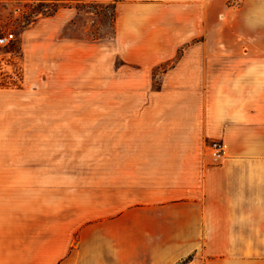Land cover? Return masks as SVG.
<instances>
[{
    "label": "rangeland",
    "instance_id": "1",
    "mask_svg": "<svg viewBox=\"0 0 264 264\" xmlns=\"http://www.w3.org/2000/svg\"><path fill=\"white\" fill-rule=\"evenodd\" d=\"M115 2H64L29 24L32 0H0V36L16 38L0 48V264H58L81 244L96 246L111 189L133 162L155 158L170 124L163 115L187 96L165 74L185 52H202L207 34L218 38L225 13L216 6L205 33L178 24L176 46L154 52L139 45L167 38L160 18L188 16V0L167 11L118 0L114 23ZM257 37L243 31L239 51L255 52Z\"/></svg>",
    "mask_w": 264,
    "mask_h": 264
},
{
    "label": "crops",
    "instance_id": "2",
    "mask_svg": "<svg viewBox=\"0 0 264 264\" xmlns=\"http://www.w3.org/2000/svg\"><path fill=\"white\" fill-rule=\"evenodd\" d=\"M155 1L167 11L183 0ZM228 1L188 0V16L160 18L167 38L139 45L166 52L178 24L205 33L210 13L224 9L218 38L207 34L202 52H185L165 74L187 96L163 115L170 124L155 158L133 162L111 189L96 246L81 244L58 264H178L189 256L188 264H264V0ZM243 31L260 36L249 42L255 52L239 51ZM214 139L228 144L221 161L205 150Z\"/></svg>",
    "mask_w": 264,
    "mask_h": 264
},
{
    "label": "trees",
    "instance_id": "3",
    "mask_svg": "<svg viewBox=\"0 0 264 264\" xmlns=\"http://www.w3.org/2000/svg\"><path fill=\"white\" fill-rule=\"evenodd\" d=\"M35 4L33 11L26 14L29 24L37 22L40 15L45 17H53L59 11V8L64 5V2H83L84 0H32ZM117 3L118 0L112 5L113 14L112 21L115 23L117 18ZM192 258L185 259L181 264H188Z\"/></svg>",
    "mask_w": 264,
    "mask_h": 264
},
{
    "label": "built area",
    "instance_id": "4",
    "mask_svg": "<svg viewBox=\"0 0 264 264\" xmlns=\"http://www.w3.org/2000/svg\"><path fill=\"white\" fill-rule=\"evenodd\" d=\"M15 34L0 36V48L9 46L15 40ZM228 144L221 139L213 140L209 145V153L215 161H221L227 156Z\"/></svg>",
    "mask_w": 264,
    "mask_h": 264
}]
</instances>
